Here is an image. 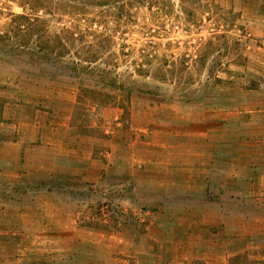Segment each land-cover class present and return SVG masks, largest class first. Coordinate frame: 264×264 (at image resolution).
<instances>
[{"label":"crops","instance_id":"0c3cea01","mask_svg":"<svg viewBox=\"0 0 264 264\" xmlns=\"http://www.w3.org/2000/svg\"><path fill=\"white\" fill-rule=\"evenodd\" d=\"M106 106L0 61V264H264V99Z\"/></svg>","mask_w":264,"mask_h":264},{"label":"rangeland","instance_id":"374dc122","mask_svg":"<svg viewBox=\"0 0 264 264\" xmlns=\"http://www.w3.org/2000/svg\"><path fill=\"white\" fill-rule=\"evenodd\" d=\"M19 2L0 0V30L11 14L40 18L26 38L33 47L49 38L59 57L46 66L76 76L84 109L125 104L130 91L244 107L264 99V0H53L35 13ZM10 59L15 68L37 70ZM70 178L56 180L74 182L73 194L98 213L106 200L89 192L81 176ZM108 196V210L116 211V193Z\"/></svg>","mask_w":264,"mask_h":264},{"label":"trees","instance_id":"16d2710c","mask_svg":"<svg viewBox=\"0 0 264 264\" xmlns=\"http://www.w3.org/2000/svg\"><path fill=\"white\" fill-rule=\"evenodd\" d=\"M48 3H54L53 0H21V5L23 8H27L32 10L34 13L39 11H47ZM23 2V3H22ZM12 18L10 23L8 24V28L4 30H0V59L4 60L7 63H11V59H19L25 62H32L36 64V72H41L44 74L47 73H63L56 68H50V66H46L47 62H52L54 65L58 60V55L55 53V47L49 41V35L42 34V38L45 40L42 45L31 46L28 42V38L26 36L32 35V30L34 28L33 22H38L40 18L38 17H30L28 15L23 14H11ZM10 28V29H9ZM24 32V35L21 33ZM126 94V98L129 97L130 93ZM112 103L115 104L114 98H110ZM116 99V98H115ZM95 102V101H93ZM111 102V101H110ZM109 102V103H110ZM111 104V103H110ZM119 104V103H118ZM95 105L104 106L102 102H98Z\"/></svg>","mask_w":264,"mask_h":264}]
</instances>
